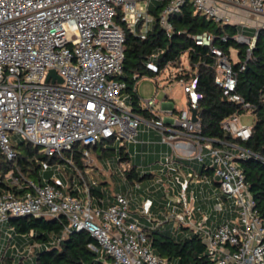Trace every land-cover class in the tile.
<instances>
[{"label": "built area", "instance_id": "obj_1", "mask_svg": "<svg viewBox=\"0 0 264 264\" xmlns=\"http://www.w3.org/2000/svg\"><path fill=\"white\" fill-rule=\"evenodd\" d=\"M156 1L0 0V153L8 160L14 158L9 139L12 133L17 141L23 139L43 148L46 156L65 158L77 170L65 154H72L79 145L84 148L80 150L86 166L92 161L88 148L100 141H119L127 148L135 145L140 119L127 104L125 84L116 79L122 72L125 40L116 20L143 39L150 29V9ZM187 3L207 19L237 27L235 40L247 45L248 53L257 34L264 32V0H167L158 14L160 25L170 31V16ZM194 40L208 46L215 56L214 81L223 95L248 109L249 104L234 94L232 61L211 46V36L203 34ZM148 66L156 71L155 66ZM51 70L56 77L49 76ZM178 82L186 95V107L168 124L159 118L151 121L160 143L169 149L163 156L161 171L168 175L175 170L174 163L181 167L185 161L201 164L207 160L220 190L211 210L224 214L221 223L207 226L206 214L202 221H192L193 197L188 187L193 174L188 173L181 181L177 178L179 187L172 210L157 224L151 225L150 199H144L140 215L133 216L126 192L116 194L108 205L102 200L94 204L86 183L85 198H81L79 190L71 187L79 195L69 194L60 178L52 175L51 182L30 183L20 195L0 192V225L9 217L62 215L68 221L65 232H87L99 250L111 258V264H169L152 252L145 230L172 221L177 229L189 227L200 235L214 264H264V221L254 210L235 162L249 153L235 144L230 145L236 147L234 150L209 144L201 135L198 120H191V110L200 97L196 79ZM155 103L153 98L142 102L154 117ZM237 118L229 117L222 128L246 140L251 129L239 125ZM204 179L205 183L211 182L206 176ZM140 187L133 184V189ZM172 190L168 183L167 193ZM223 197L231 199L232 204L221 202ZM35 247L28 246V253H33Z\"/></svg>", "mask_w": 264, "mask_h": 264}, {"label": "trees", "instance_id": "obj_2", "mask_svg": "<svg viewBox=\"0 0 264 264\" xmlns=\"http://www.w3.org/2000/svg\"><path fill=\"white\" fill-rule=\"evenodd\" d=\"M166 1L159 0L152 5L150 13L153 20L143 39L131 32L119 19L116 20L124 30L125 37L122 72L116 79L125 84L127 104L134 114L153 118L141 105L136 82L144 77L155 78L168 65L179 67L182 56L185 55L189 70L179 72L175 77L186 82L196 79L195 89L200 97L195 110L201 135L213 147L232 150L230 145L237 144L249 153L245 158H237L236 164L244 176L254 210L264 221V32L257 34L255 44L248 53V46L235 40L237 27L207 19L195 12L189 3L184 4L179 13L170 16L171 30L167 31L158 19ZM203 34L211 36V46L221 50L231 61L230 52L235 51L236 62L232 61L236 77L234 94L249 104L248 109L243 108L241 103L230 101L215 83L216 58L208 46L198 45L194 40L196 36ZM148 65L155 66L156 71ZM246 112L254 117L248 139L240 140L223 130L222 123L226 119ZM102 142L90 148L95 151ZM13 149L14 158L11 160L0 153V192L9 191L20 195L29 189L27 185L30 183L43 185L44 182H51L52 173L41 170L43 163L50 165L58 159L63 161L57 156L39 154L36 146L24 140L16 141ZM101 151V157L115 154L119 164H130L123 171L125 183L135 184L142 179L137 166L131 164V152L125 145L120 146L118 151L112 149V153L107 149ZM65 155L72 158L75 167L81 169L85 165L81 150ZM8 173L10 177H5ZM72 173H76L74 169ZM197 173L216 182L207 161L200 164ZM67 192L73 196L79 195L71 187ZM89 193L92 202L99 203L102 200L105 205L112 203L110 199L105 201L106 192L95 186H90ZM4 224L17 237L18 251L22 245L37 246L33 251L31 264H111V258L99 250L97 242L87 232H65L68 221L62 215L9 217ZM179 230L177 233L161 226L146 229V240L152 252L169 264H214L199 234L189 227L181 226ZM1 231L3 228L0 227V233ZM22 257L24 256H17L14 251L10 254L9 249L4 247L0 250V264H22Z\"/></svg>", "mask_w": 264, "mask_h": 264}, {"label": "rangeland", "instance_id": "obj_3", "mask_svg": "<svg viewBox=\"0 0 264 264\" xmlns=\"http://www.w3.org/2000/svg\"><path fill=\"white\" fill-rule=\"evenodd\" d=\"M154 4V2H153ZM249 36V35H248ZM231 59L233 62H236V56H235V51L231 50L230 52ZM189 66L186 60L185 55L182 56L181 63L179 67H172L171 65L166 66L155 78H141L136 82V90L137 93L140 97L141 102H143L146 99L152 98L153 95L156 93V98L160 101L164 98L165 95H172L174 107L176 110H180L186 107V95L182 90V87L177 84L173 79L176 80V75L179 72L183 71H188ZM175 77V78H172ZM156 80V81H155ZM167 80H170L171 82H167ZM158 87V88H157ZM169 103V102H166ZM254 121V117L250 112H246L237 118V123L241 126H248L251 127ZM9 139L12 142L13 145L16 144L15 141H17V137L9 133ZM23 140V139H22ZM120 147V142L119 141H103L100 146L98 147L97 150H92L90 148L89 155H90V160L91 164L89 166H82V168H77V170L74 169L76 173H72L73 166L68 163V161L63 158V161H60L59 159L54 161L52 164L47 165L43 163L42 165V171L44 172L49 171L53 175H57L58 178L64 183V186L66 189L69 187H72L73 189L79 190L81 195V198H85V193L83 191V184L86 183V186H95L97 189L101 191H105L106 195L104 196V200H108L111 197H114L118 193H123L126 192L127 197L130 202V206L135 204V207H133L134 210H130V212H133L135 215H140L141 213V208H142V202L144 199L145 195H148L149 192L147 191V186L148 185H153L155 182H152L151 179L147 178H142L140 179L137 183L141 186L139 189H133V184L130 182L124 181V176H123V171L125 169H128V166L130 165L129 163H118L117 162V156L115 154L111 155H105L104 157H101V149H107V151L110 153L111 150L118 151ZM129 148V146H128ZM84 149L82 146H77L75 150H80ZM38 153L41 154L43 153V148H38ZM112 153V152H111ZM133 153V149H132ZM66 156V155H65ZM160 160V159H159ZM154 161L150 162V164H147L146 161H144L146 164H142V157L139 155L137 160L132 159L131 164L136 165L137 168L139 169V174L142 176L145 172V169L147 170L149 167L154 166L153 170H150V172L154 173L156 169L162 168L161 161ZM207 161V160H206ZM75 166V165H74ZM194 167H197V170L200 169V164L190 162L188 166H186V169H189L190 173L193 172ZM184 173L183 170H179L178 172H175L173 175H170L168 178V181L170 184L173 186L176 183L177 178L182 176ZM9 173L5 176L8 177ZM81 176L83 177L84 180L81 179ZM6 180V179H5ZM4 180V181H5ZM151 181V182H150ZM215 194H214V199L216 202L217 196H219L220 190L219 186H215ZM152 198L153 195H151ZM175 199L176 196L172 193H167L166 199ZM156 201H159V199H164V196H159L155 198ZM227 201V200H225ZM113 202V201H112ZM221 202H224L221 200ZM226 203V202H225ZM232 204V200L228 199V202ZM165 207V206H164ZM158 208L161 209L162 212L165 211V208L158 206ZM158 210V209H157ZM153 211V210H152ZM168 212H165L164 215H167ZM153 214V213H152ZM214 216L217 215V213L213 214ZM153 222L152 224H157L158 222L161 221V219L157 218L155 214H153L152 218ZM193 222H197L195 218L192 219ZM1 226V225H0ZM171 228V231L175 232H180L179 228L177 229L175 226H173V222L169 221L167 223H164L161 225V227H167ZM2 228V227H1ZM3 231H1V237H0V250L2 247L5 249H9V253L11 254L12 249H14V253L17 254V256H24L20 259L22 264H31L32 262V256L33 253H28V245H22L19 249V245H16L14 243H10L13 240H11V235H14L13 232L7 233L8 228L3 227ZM188 231H186L187 233ZM7 238H6V237Z\"/></svg>", "mask_w": 264, "mask_h": 264}, {"label": "crops", "instance_id": "obj_4", "mask_svg": "<svg viewBox=\"0 0 264 264\" xmlns=\"http://www.w3.org/2000/svg\"><path fill=\"white\" fill-rule=\"evenodd\" d=\"M172 78H175V77H172ZM173 80L177 84H179L177 79L176 80L173 79ZM168 82H171V81L167 80L166 83ZM152 98L155 99L156 101L155 105L153 106L155 117L144 118V117H140L137 115L140 119V123L138 127L139 132L136 138L137 143L135 145L129 146L128 148L131 152L132 159L137 160L139 155L142 157V164L143 163L146 164L144 161H146L147 164H150L152 160L156 162L159 159H160L159 161L162 162L164 154L169 151L166 145H163L160 143L159 133L156 129L152 127L151 121L153 119L159 118V119L165 120V122L168 124L171 117L176 116L179 111V110H176V108L174 107L172 95L170 96L165 95L164 98L159 101L156 98V93H155ZM166 102H169V103H166ZM141 105L143 106L142 102H141ZM132 149H133V153H132ZM231 149L234 150L236 149V147H231ZM190 162L197 163L196 161H185L184 166H181V167H179L178 163H174L173 165H174L175 170L172 171L168 175L166 174V172H162L160 169H156L154 173L150 172V170L154 169V166L149 167L147 170L145 169V172L142 175V178L151 179L152 182H155V184L147 186V191L149 192V194L145 195L144 199H150L152 201L153 214H155L157 218L163 220L164 213L172 210L171 205L175 201L174 198L173 200L166 199L167 185L168 183L170 184V182L168 181L169 175H173L175 172H178L181 169L184 171V173L182 176L178 178V180L179 181L183 180L184 176L190 173L189 169H186V166H188ZM197 172H198L197 167H194L193 172H191L193 174V179L190 182L189 187H188V191L190 194H192V197H193L192 219L195 218L197 222H200L202 221V215L206 214L207 216L206 225L210 227H215L219 223H221L223 216H224L223 213L212 212L211 210V207L216 203L214 199V194L216 192L215 186H218V185L216 182L215 183L214 182L205 183L204 175H199ZM44 177L45 176H43V178ZM172 187H173L172 194L175 197L179 184H177L176 182L175 185H173ZM151 195H153V197L155 196V198L159 196H164V199H159V201H156V199L152 198ZM109 199L111 202L113 201V197ZM222 200L224 201V203L226 202V204H229L227 203L228 201H225L226 200L225 198H223ZM94 204H95V201H94ZM167 204H170V206L167 207ZM158 206L165 208V211L162 212L161 209L158 208ZM133 207H135V204L130 206L131 211L134 210ZM131 213L133 214V212ZM215 213H217V215L214 216L213 214ZM133 216H137V215L133 214ZM4 225L5 224L3 223L0 227L3 228ZM5 232L11 233L12 231L8 229L7 231L5 230ZM0 237H1V233H0ZM11 240L13 241L12 242L10 241V243H14L15 246L18 245L17 237L15 235H11ZM12 251H14V249H12Z\"/></svg>", "mask_w": 264, "mask_h": 264}, {"label": "water", "instance_id": "obj_5", "mask_svg": "<svg viewBox=\"0 0 264 264\" xmlns=\"http://www.w3.org/2000/svg\"><path fill=\"white\" fill-rule=\"evenodd\" d=\"M244 45V44H243ZM49 76H53V77H56L55 75V71L54 70H51L50 73H49ZM59 82H61V80L59 79ZM191 120L193 122H196L198 119H197V115H196V110L195 109H192L191 110ZM37 148H39V146H36ZM235 162H237V160L235 159ZM27 217V216H26Z\"/></svg>", "mask_w": 264, "mask_h": 264}]
</instances>
